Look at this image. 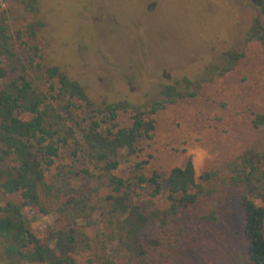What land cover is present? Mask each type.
Masks as SVG:
<instances>
[{"label": "rangeland", "instance_id": "rangeland-1", "mask_svg": "<svg viewBox=\"0 0 264 264\" xmlns=\"http://www.w3.org/2000/svg\"><path fill=\"white\" fill-rule=\"evenodd\" d=\"M36 5L37 13L30 16L20 0H0L7 34L14 37L17 32L20 37L16 52L27 58L32 51L26 47L35 45L37 62L55 66L77 82L95 108L104 103L145 108L159 100L162 84L181 92L182 79L197 84L193 97L152 115L149 138L138 139L133 155L117 151L112 175L129 177L134 163L143 162L141 175L159 176L157 197L149 199L141 187L128 205L139 207L143 214L161 211L167 206L163 179L170 169L189 161L195 179L217 169L225 176V163L246 149L264 148V126H251L256 115L264 116V47L244 42L255 16L246 0H36ZM28 26L32 41L27 38ZM227 51L242 58L218 77L221 54ZM89 115L83 113L81 118L86 121ZM129 117V112H119L116 125L128 127ZM84 165L81 153H73L72 145H67L59 149L45 178L50 181L59 171L78 172ZM7 201L16 204L19 199L0 196V206ZM223 204L214 225L200 223L195 207L172 222L181 232L166 264L248 263L237 197L226 194ZM21 219L24 228L39 239L56 227L54 215L35 209L21 210ZM157 231L156 222L147 225L138 242L146 246ZM169 233L161 236L168 240ZM7 246L8 241L0 239V264H17L6 253ZM85 260L84 254L77 258L78 264Z\"/></svg>", "mask_w": 264, "mask_h": 264}, {"label": "trees", "instance_id": "trees-1", "mask_svg": "<svg viewBox=\"0 0 264 264\" xmlns=\"http://www.w3.org/2000/svg\"><path fill=\"white\" fill-rule=\"evenodd\" d=\"M246 1L255 16L244 42L264 47V0ZM20 4L28 15L37 13L36 0H20ZM6 20L0 11V63H5L0 65V196L16 195L19 201L0 206V239L8 241L6 253L17 264H78L82 254L85 264H166L181 232L172 222L195 207L200 223L214 225L226 194L237 197L242 212L247 264H264V148L246 149L225 163V176L217 169L195 179L189 161L170 169L163 179L167 206L148 214L128 201L141 187L149 199L157 197L159 176L154 172L141 175L143 162L134 163V174L129 177L112 175L117 151L133 155L138 139L149 138L152 115L193 97L197 84L182 79V92L162 84L159 100L145 108L122 103L95 108L77 82L55 66L37 62L35 45L24 46L32 56L17 53L15 44L20 37L17 32L14 37L7 34ZM26 33L34 40L30 26ZM241 58L240 53H222L216 76L229 72ZM119 112L130 113L128 127L116 125ZM83 113L90 114L86 121L81 118ZM23 115L28 119L22 120ZM97 115H102L100 120ZM251 126H264V116L256 115ZM67 145H72L73 153H81L84 167L74 173L59 171L47 181L45 173L59 149ZM26 208L54 215L56 227L43 239L35 237L22 223L21 210ZM154 222L158 228L155 238L141 245L138 235ZM169 231L171 237L163 239L161 235Z\"/></svg>", "mask_w": 264, "mask_h": 264}]
</instances>
